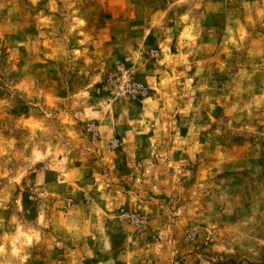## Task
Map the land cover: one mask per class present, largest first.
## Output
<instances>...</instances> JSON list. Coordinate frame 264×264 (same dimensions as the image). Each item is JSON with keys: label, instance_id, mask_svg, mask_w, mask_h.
<instances>
[{"label": "clouds", "instance_id": "clouds-1", "mask_svg": "<svg viewBox=\"0 0 264 264\" xmlns=\"http://www.w3.org/2000/svg\"><path fill=\"white\" fill-rule=\"evenodd\" d=\"M73 3L78 17L49 15L53 31L74 18L87 40L101 28L115 39L83 63V51L54 47L52 58L64 65L58 81L32 66L31 47L21 54L15 37L5 39L15 27L0 29V52L11 53L0 59V140L17 145L0 151V264H264V0ZM59 5L73 7L68 0L45 7ZM206 8L227 17L219 40L201 27ZM125 9L142 21L135 34ZM149 32L165 57L181 37L171 78L168 60L152 64L158 53L145 45ZM112 49L132 67L125 71ZM133 73L163 83L150 79L149 96L142 82L130 85ZM60 89L63 100L55 99ZM217 105L223 112L214 118ZM50 167L58 175L45 184Z\"/></svg>", "mask_w": 264, "mask_h": 264}, {"label": "rangeland", "instance_id": "rangeland-1", "mask_svg": "<svg viewBox=\"0 0 264 264\" xmlns=\"http://www.w3.org/2000/svg\"><path fill=\"white\" fill-rule=\"evenodd\" d=\"M69 3L73 4V7L70 9H65L63 5H59L60 10L57 12H53L51 7H45V4L48 3V0H40V2L35 6H31L28 4L27 0H0V3L7 4L8 7H0V29L3 28H12L15 27L16 32H6L5 39H8L10 36H13L17 39L19 44L18 51L21 54H27L29 52V47L32 48V60L33 67L37 69L40 74L45 77L49 81H58L60 79V74L63 70V63L57 61L52 58V53L54 51V47L62 48L67 52H84V56L81 58L79 63H83L86 60L92 59V56L89 53L95 54L97 50V45L101 49L109 48L112 41H114L115 37L111 35L113 29L111 28H101L93 37L92 40L89 41L86 37L89 36L88 32L84 31V26L77 29L75 25V19H71L70 21H65L64 23H60L58 27L53 28L50 26L52 21L48 19L49 15L53 17L57 22L62 21L68 12H76V16H79V12L77 11V6L73 3V0H68ZM220 0H207V3L215 5L219 3ZM158 4L160 7L165 6V0H149V5ZM129 16V28L130 35L135 34L138 30V27L142 21L138 19V13L135 10L125 9ZM204 15L203 23L201 27H208L213 29L211 38L214 40H219V33L225 31L228 26L227 17L221 14V10L219 8H206ZM107 19H111V13L106 15ZM120 19V17H117ZM71 29V31H69ZM191 34H189L190 36ZM105 37H107L105 39ZM202 37L205 43H208L209 36L204 35L202 33ZM180 36L173 38L171 44L167 47L168 53L170 56L165 57L164 55V45L162 42L157 40V37L149 32L145 39V45L152 47L158 53V56H154L152 60V64H155L157 60L169 61V67L167 68L168 76L171 78L173 69L171 67V58L178 57L183 53V49L178 51L180 45ZM27 45V46H26ZM113 55L116 56V59L120 60L122 64L125 66V71L132 67L131 62L126 61L122 56L116 55V50L112 49ZM11 53L7 48L4 49V53L0 52V59H3L5 63L8 62ZM190 61L191 58L189 57ZM19 66H23L24 60L21 59L18 62ZM197 66L200 65V61L197 60ZM150 67V66H146ZM161 71L165 70V65L163 63L159 64ZM183 70L182 65H176L175 71L179 72ZM152 71L155 72V68H152ZM196 72V67H189L187 69L186 75L191 78V76ZM158 75V73H157ZM216 78L219 80L221 76L219 73H213ZM70 84L75 85L78 83L76 80L75 73L67 76ZM152 80L155 84H162L163 81L157 79L156 76H144L140 73H133V75L129 78L130 85H134L137 81H140L144 84V89L149 96H151L156 89L148 87V81ZM183 82V81H182ZM197 83L196 80H192V86H195ZM94 87H100V85H94ZM93 95H97L95 92ZM99 95H108V93H104L101 91ZM197 98L199 97V93L194 94ZM67 96V92L63 89H60L56 92L55 99L63 100L64 97ZM143 97L137 96V100L142 99ZM46 99H52V97H46ZM137 102V101H133ZM196 100L193 101V104H196ZM20 111H27L26 108L21 107ZM223 109L220 108L219 105L214 109V118L221 115ZM28 121V123H33V121L28 120L27 117L24 118ZM38 123V121H36ZM185 134L184 132L181 133ZM152 135L151 132L148 134ZM6 139H11L7 137ZM17 145L15 144H5L3 140H0V151H5L7 149H15ZM71 155V154H70ZM62 157L57 156L56 159L59 160ZM40 163L39 161L37 162ZM114 163H117L114 161ZM73 164L76 167H79V161H73ZM67 167V163L65 164ZM117 167L121 172L127 170V159L125 158L123 163H118ZM33 178H35V174L33 173ZM58 175L57 169L55 167L48 168L44 173V183L47 184L51 180L52 176ZM127 190V189H126ZM71 202V201H70ZM29 202L27 201V194H25V205L27 206ZM131 222L136 223L137 219L135 216L131 217Z\"/></svg>", "mask_w": 264, "mask_h": 264}]
</instances>
